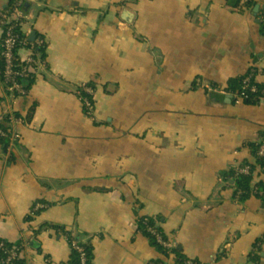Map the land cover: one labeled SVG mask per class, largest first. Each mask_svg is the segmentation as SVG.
I'll use <instances>...</instances> for the list:
<instances>
[{
	"label": "crops",
	"instance_id": "crops-1",
	"mask_svg": "<svg viewBox=\"0 0 264 264\" xmlns=\"http://www.w3.org/2000/svg\"><path fill=\"white\" fill-rule=\"evenodd\" d=\"M253 1L26 4L23 29L43 40L33 85L12 101L0 78V118L21 114L20 140L0 143V236L26 264H69L56 227L91 240L94 264H182L140 229L148 217L187 259L264 264V204L239 200L226 175L264 132V103L227 91L252 68L264 82V0Z\"/></svg>",
	"mask_w": 264,
	"mask_h": 264
},
{
	"label": "trees",
	"instance_id": "trees-1",
	"mask_svg": "<svg viewBox=\"0 0 264 264\" xmlns=\"http://www.w3.org/2000/svg\"><path fill=\"white\" fill-rule=\"evenodd\" d=\"M240 1L241 0H239V2ZM17 2L18 0H9L7 6L3 9V11H5L7 15H10L11 9L15 6ZM253 3V0H247L245 1V6L251 8ZM24 21L22 22V24H19L17 26V32L20 34L21 37L25 36V31L23 29ZM6 27L7 26L5 25L2 29L3 38L5 36L4 28L6 29ZM40 50L41 52H44L45 46L43 45ZM15 63L18 66L25 65L24 60L21 59L18 55L16 57ZM5 67L6 61L0 51V78L5 86L7 98L9 100L14 101L22 94L10 90L12 83L6 80ZM257 75L258 72L256 74H252V72L249 71L244 75L233 78L230 81L229 87L227 88L228 94H230L229 96L235 100L237 96H240L243 92H245L246 97L243 101L246 104H259L261 102H264V94L262 93V90L264 89V82L258 81ZM250 76H252V78L248 82H246L245 80ZM19 80L24 85L25 92H28L30 90L34 82L32 76L23 77ZM253 85H256L259 88L257 92L252 91ZM86 86L96 88L94 83L92 82L87 83ZM245 86H247V89H245ZM80 92L82 96L88 95L83 90V88L80 89ZM32 113L23 117L26 122H30L33 119ZM19 118H21V114L18 112H14L0 118V130L2 131L0 132V143L2 145H5L6 148H8L11 144L13 132L16 130L15 121ZM251 146L253 150V160H246L240 163L238 166L231 167L230 170L227 171L226 175L230 177L231 180H233L236 196L239 197V200L244 202L250 199L251 197H257L264 204V155L260 154V149L262 146H264V132L261 133L260 140L257 143L252 144ZM245 168H248V172L242 171ZM31 218L32 216L29 218V220ZM139 226L143 233L149 237L152 244L157 247L160 251L164 253H178L182 264H204L199 260L187 259L186 257H184L182 252L174 246L170 250L165 247L163 242L159 240L158 234L163 241H169V237L155 217L142 218L139 221ZM56 229L58 232L64 233L70 241L71 258L69 264H82L81 253L78 247H82L85 249L87 264H94V252L91 240L85 241L82 239V237L73 235L72 233L67 232L62 227H56ZM152 230H154L155 232H153ZM22 248L23 247L21 244L11 243L0 236V264H6L8 258L15 251L18 253V255L16 258L13 259V262L16 264H26V259L21 257L20 255V251L22 250Z\"/></svg>",
	"mask_w": 264,
	"mask_h": 264
},
{
	"label": "built area",
	"instance_id": "built-area-1",
	"mask_svg": "<svg viewBox=\"0 0 264 264\" xmlns=\"http://www.w3.org/2000/svg\"><path fill=\"white\" fill-rule=\"evenodd\" d=\"M247 1V0H243ZM28 2H36V0H18V2L15 4V6L11 9V14L7 15V13L3 10L0 11V27L3 29V27L6 25V29L4 28L5 36L3 38V41L0 45V51L2 56L4 57L6 61V67H5V76L6 80L10 83H12L10 90L16 91L17 93L24 94L25 89L24 85L20 82V78L23 77H29L32 76L31 73V67L40 61H37V58H35V47L36 45H42L43 42L42 39H39L37 42L30 41L28 31H25V36L21 37L20 34L17 32V26L19 24H22V22L28 18L27 11L25 10V6ZM262 24L264 25V11L261 16ZM39 45V46H40ZM26 47L30 51V55L26 58L24 61L25 65H16V57L18 55V51L20 48ZM17 49V51H16ZM250 72L252 74H256V69L252 68L250 69ZM253 76V75H252ZM252 76L248 77L245 81L248 82ZM83 90L88 94L87 96H82V100L84 103V107L86 109V113L88 117L93 118L95 112H96V103L94 100V88L91 86H83ZM245 89H247V86H245ZM259 88L256 85L252 86V91L257 92ZM262 93L264 94V89L262 90ZM246 97L245 92H243L240 96H237V101H243ZM15 101V100H14ZM264 103V102H261ZM0 132H2L0 130ZM21 138V134L15 130L13 132L12 138H11V144L19 141ZM260 154L264 155V146L260 149ZM243 172H248V168H245L242 170ZM155 232L154 230H152ZM158 234V233H157ZM159 240L163 242L164 246L167 247L169 250L172 249L173 245L170 241H163L161 237L159 236ZM76 245V244H75ZM80 253H81V261L82 264H87V257L85 249L82 247H78ZM18 253L15 251L11 254V256L6 261V264H16L13 262V259L16 258Z\"/></svg>",
	"mask_w": 264,
	"mask_h": 264
},
{
	"label": "water",
	"instance_id": "water-1",
	"mask_svg": "<svg viewBox=\"0 0 264 264\" xmlns=\"http://www.w3.org/2000/svg\"><path fill=\"white\" fill-rule=\"evenodd\" d=\"M26 8V7H25ZM257 8H259V7H257Z\"/></svg>",
	"mask_w": 264,
	"mask_h": 264
}]
</instances>
